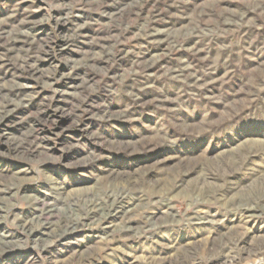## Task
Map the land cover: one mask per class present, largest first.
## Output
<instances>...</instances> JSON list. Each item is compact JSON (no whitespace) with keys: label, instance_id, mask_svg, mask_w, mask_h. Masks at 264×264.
Instances as JSON below:
<instances>
[{"label":"rangeland","instance_id":"374dc122","mask_svg":"<svg viewBox=\"0 0 264 264\" xmlns=\"http://www.w3.org/2000/svg\"><path fill=\"white\" fill-rule=\"evenodd\" d=\"M0 264H264V0H0Z\"/></svg>","mask_w":264,"mask_h":264}]
</instances>
